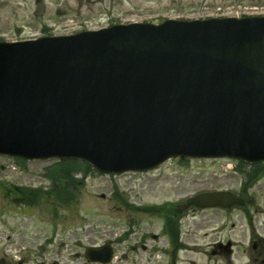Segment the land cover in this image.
I'll use <instances>...</instances> for the list:
<instances>
[{
  "label": "water",
  "instance_id": "water-1",
  "mask_svg": "<svg viewBox=\"0 0 264 264\" xmlns=\"http://www.w3.org/2000/svg\"><path fill=\"white\" fill-rule=\"evenodd\" d=\"M0 154L115 173L175 157L264 160V16L1 42ZM192 201L240 202L226 192ZM112 254L86 249L90 260Z\"/></svg>",
  "mask_w": 264,
  "mask_h": 264
},
{
  "label": "rangeland",
  "instance_id": "rangeland-1",
  "mask_svg": "<svg viewBox=\"0 0 264 264\" xmlns=\"http://www.w3.org/2000/svg\"><path fill=\"white\" fill-rule=\"evenodd\" d=\"M245 14H264V0H0V33L13 36L21 30L20 36L30 37L43 28L65 34L126 21ZM55 162H20L0 155V264H84L85 247L107 241L115 242L116 255L110 264H167L171 256L156 248L170 244L171 237L159 235L163 219L153 208L176 203L202 188L237 192L243 181L233 170L234 160L191 159L185 164L170 160L146 172H92L82 181L77 173L69 183L73 199L66 205L39 192L32 193L31 205L23 202L15 187L51 190L53 181L45 174ZM252 196L254 203L264 207V178ZM224 213L204 209L183 218L179 226L182 238L187 237L190 247L203 256L198 259V255H191L193 261H189L178 252V264H224L209 251L212 242L225 238L235 242L234 264H245L242 250L253 234L252 228L242 212ZM263 220L264 213L257 221L263 227L252 225L262 236ZM132 225L135 229L129 239L124 237L118 244L117 239L131 231ZM145 234L150 235L143 240ZM140 240L146 249H132Z\"/></svg>",
  "mask_w": 264,
  "mask_h": 264
},
{
  "label": "flooded vegetation",
  "instance_id": "flooded-vegetation-1",
  "mask_svg": "<svg viewBox=\"0 0 264 264\" xmlns=\"http://www.w3.org/2000/svg\"><path fill=\"white\" fill-rule=\"evenodd\" d=\"M256 187L257 186L248 187L246 191L243 192V204L241 206V210L243 212L244 220L248 222V226H251L253 233L249 235L246 243V247L242 250V252L246 256L245 264H264V235L262 236L261 234L256 233L252 226L253 224H256L257 227H261V228L263 227V226H258L257 221L264 213V207H261L258 203H254L255 198L252 196V191ZM160 234H162L160 235L161 237L166 236L161 232ZM152 237L156 238L155 236ZM227 242L229 243L228 246H227ZM234 245L235 244L229 239L216 240L211 243V250L209 251V254L210 256L217 257L216 259L219 261L223 260L224 264H233V262L231 261V257H233V254H235V251L233 250ZM143 247L144 249H146L144 245ZM158 249L159 248H156L157 251ZM173 254L174 251H172V256L168 260L167 264H177L180 261L179 256Z\"/></svg>",
  "mask_w": 264,
  "mask_h": 264
},
{
  "label": "trees",
  "instance_id": "trees-1",
  "mask_svg": "<svg viewBox=\"0 0 264 264\" xmlns=\"http://www.w3.org/2000/svg\"><path fill=\"white\" fill-rule=\"evenodd\" d=\"M91 170L90 165L76 160H61L51 167L48 171V177L52 179L53 186L51 192L61 199L64 194H68L70 182L75 173L82 172L84 175Z\"/></svg>",
  "mask_w": 264,
  "mask_h": 264
}]
</instances>
